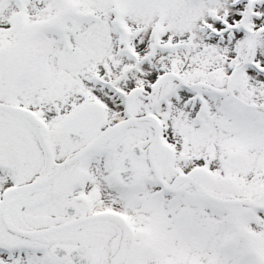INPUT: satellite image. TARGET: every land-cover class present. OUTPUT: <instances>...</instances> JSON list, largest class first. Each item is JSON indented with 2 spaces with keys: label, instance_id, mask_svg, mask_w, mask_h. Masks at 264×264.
<instances>
[{
  "label": "snow or ice",
  "instance_id": "1",
  "mask_svg": "<svg viewBox=\"0 0 264 264\" xmlns=\"http://www.w3.org/2000/svg\"><path fill=\"white\" fill-rule=\"evenodd\" d=\"M0 264H264V0H0Z\"/></svg>",
  "mask_w": 264,
  "mask_h": 264
}]
</instances>
